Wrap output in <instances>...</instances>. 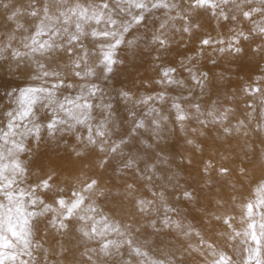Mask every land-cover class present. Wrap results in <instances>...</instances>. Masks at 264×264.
<instances>
[{
	"label": "clouds",
	"instance_id": "9594fccd",
	"mask_svg": "<svg viewBox=\"0 0 264 264\" xmlns=\"http://www.w3.org/2000/svg\"><path fill=\"white\" fill-rule=\"evenodd\" d=\"M0 264H264V0H0Z\"/></svg>",
	"mask_w": 264,
	"mask_h": 264
}]
</instances>
